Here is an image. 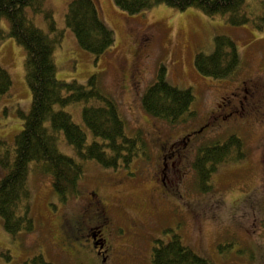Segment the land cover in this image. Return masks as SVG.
Masks as SVG:
<instances>
[{"label": "rangeland", "instance_id": "374dc122", "mask_svg": "<svg viewBox=\"0 0 264 264\" xmlns=\"http://www.w3.org/2000/svg\"><path fill=\"white\" fill-rule=\"evenodd\" d=\"M70 1L45 0L63 32L54 51L57 78L86 84L99 74L100 88L119 106L127 134L145 138V154L130 166L117 168L83 160L79 192L65 201L52 176L37 173L31 164L28 214L34 227L14 237L0 216V264H35L39 255L54 264H100L88 242L86 252L70 253L59 229L64 210H75L87 202V191L96 189L114 222L107 234L114 248L108 264H152L155 240L168 241L174 234L214 264H264V29L254 23L233 26L227 15L212 17L196 7L179 10L161 3L129 14L115 0H94L116 39L96 57L80 46L66 25ZM246 11L261 22L264 0H247ZM27 12L51 33L44 14H33L29 7ZM0 26L10 28L6 19ZM217 35L233 38L240 54V65L229 78L203 76L195 66L196 54L211 53ZM25 58L26 50L15 38L1 44L0 66L8 69L13 84L0 101V139L10 144L32 106ZM162 65L173 86L191 88L195 97L191 114L174 126L151 116L142 105V96ZM84 106V102L57 104L55 110L69 112L92 141L83 122ZM233 136L241 138L244 155L219 164L208 189H203L194 165L199 148L225 143ZM59 147L81 161L64 134ZM2 175L0 169V179ZM19 212L25 214L24 206Z\"/></svg>", "mask_w": 264, "mask_h": 264}, {"label": "trees", "instance_id": "16d2710c", "mask_svg": "<svg viewBox=\"0 0 264 264\" xmlns=\"http://www.w3.org/2000/svg\"><path fill=\"white\" fill-rule=\"evenodd\" d=\"M115 3L129 14L150 10L161 3L179 10L196 7L212 17L227 15L233 26L254 23L255 27L264 29V12L260 16L261 22L252 19L246 11L247 0H115ZM27 7L33 14L45 15L51 33L34 22ZM3 19L8 20L10 28L5 30L0 26V46L7 38L13 37L25 48L26 80L33 95L31 109L24 115L23 128L14 144L0 139V169L3 171L0 216L6 230L19 237L34 227L28 214L31 164L35 165L37 173L52 176L55 190L65 201L68 196L79 192L84 174L83 160H96L104 167L130 166L135 158L145 154L146 140L141 134H127L119 106L100 88L99 74L90 76L86 84L57 78L54 51L62 31L57 27L53 11L45 7V0H0V23ZM65 21L80 46L96 57L105 54L115 43L114 30L102 20L94 0H71ZM61 34L63 36V32ZM240 61L233 38L217 35L211 53L196 54L195 66L203 76L224 79L235 74ZM12 84L10 72L0 66V101L10 92ZM194 98L191 88L173 86L167 80L166 67L162 65L155 81L144 92L142 105L151 116L174 126L191 114ZM78 102L85 103L83 122L94 137L92 141L69 112L55 110L57 104L66 106ZM61 134L74 147L81 161L61 151ZM241 141L238 136H233L225 143L199 148L194 165L203 189H208L211 174L219 164L242 158ZM23 206L25 214L19 212ZM151 259L152 264H214L210 258L185 244L178 234L168 241L156 239ZM34 261L35 264H54L42 255Z\"/></svg>", "mask_w": 264, "mask_h": 264}, {"label": "flooded vegetation", "instance_id": "af4514ba", "mask_svg": "<svg viewBox=\"0 0 264 264\" xmlns=\"http://www.w3.org/2000/svg\"><path fill=\"white\" fill-rule=\"evenodd\" d=\"M86 195L84 200L87 202L81 203L73 211H69L67 208L64 210L60 216L59 229L70 253L86 252L84 243L88 242L87 244L91 248L96 249L95 254L99 257L100 264H108L109 259L114 255V248L107 238V234L114 224L108 216L109 206L97 189L87 191ZM130 222L137 225L135 220ZM98 234L101 236L100 240H98Z\"/></svg>", "mask_w": 264, "mask_h": 264}]
</instances>
